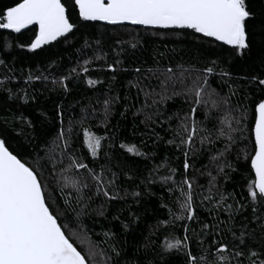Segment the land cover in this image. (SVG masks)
Returning a JSON list of instances; mask_svg holds the SVG:
<instances>
[{"label": "snow or ice", "instance_id": "6c2138e0", "mask_svg": "<svg viewBox=\"0 0 264 264\" xmlns=\"http://www.w3.org/2000/svg\"><path fill=\"white\" fill-rule=\"evenodd\" d=\"M73 3L78 8V21L143 25L155 29H190L193 34L231 46V50L239 55H244L245 50L250 52L255 43V33L249 27L253 12L248 0H73ZM30 25H38L35 39L28 45L33 51L61 37L70 46H74L71 41L80 32L78 22H73L63 0H14L12 6L0 11V29L20 33ZM124 43L117 41L116 45L123 48ZM127 43L132 48L137 47L135 42ZM261 43L264 46V41ZM95 44L99 48L101 41L96 40ZM4 47L10 48L11 44L5 41ZM91 47L89 41L84 39L81 48L76 49L83 62L78 60L77 66L69 69L67 75L54 78L53 85L58 84L67 93L73 77L79 79L82 75L87 76L94 61L106 59V54L101 55L96 51L88 57L84 50ZM120 63L117 60L108 64L107 68L115 74ZM4 64L5 61L0 59V65ZM261 64L264 65V56L261 57ZM50 66L55 67V64ZM135 71L140 73L141 69L136 68ZM148 71L155 75L152 69ZM161 75L163 79L157 76L160 91L150 85L142 87L139 81L133 86L145 96V104L139 111L144 113L142 123L151 133L147 140L155 143L164 139L155 131L157 120L161 125L168 124L172 139L165 142L180 151L183 157L182 171L173 167L168 157H164L160 163L153 164L147 177L140 180L147 187L156 182L153 177H158L161 184L167 187L171 204L169 206L162 203V207L167 209L168 219L152 226L149 235L144 238L142 249H137V252L143 251V259L126 258L125 249L117 247L114 242L110 243L116 240V234L111 230L104 231V238L99 242L89 239L86 254H82L73 243V237L80 239L81 233L89 231L83 223V217L89 215L88 209L94 198L103 197L105 203H108L123 200L128 195L134 199L141 197V192H128L118 183L121 174L133 183L138 178L135 168L127 164V159L141 157L151 160L155 156V153L141 150L147 140L142 141L140 146L121 142L119 148L124 151L116 157L104 150L105 142L111 147V142L119 131L116 127L109 129L113 106L119 100L118 96H111L96 101L101 106L99 118L95 107L89 106L81 110L79 120L70 119L65 127L63 112L58 111L60 127L55 138L43 148V155L37 153L31 161L21 153L19 144L13 147L15 129L9 127L7 121L0 124V264H168V258L177 254H182L183 264H264V232L256 239L255 229H249L247 225L239 235L228 227L245 205L233 208L231 204H227L228 198L235 201L233 193L228 196L219 193V199L216 198L219 192L217 178L223 176L227 179L229 173L239 170L229 157L234 156L237 162L249 161L250 171H254L255 178L247 184L248 202L253 206V220L259 228L264 229V220L255 214L257 207L264 206V78H261L264 70L242 78L249 85L255 86V93L249 94L246 91L245 103L237 101L235 105L232 98L237 95L236 88L229 85L228 93L221 95L211 85V77L219 76L222 81L231 78V73L220 66L219 60H209L199 69L195 66L185 68L183 65H177L175 70L169 67ZM32 79L33 76L29 73L28 80ZM112 79L115 80V75ZM5 80L10 81L11 77H5ZM84 82L91 88L102 83L91 78ZM177 82L182 90H173L169 95V84L174 89ZM4 83L5 81H0V88L9 93V99L18 95L11 89L4 88ZM173 96H185L191 105L183 116L173 113L178 120L176 127L170 124L173 116L161 120L163 113L154 107L166 104ZM23 99L25 103L28 102L26 91ZM149 99L151 105L148 103ZM250 107L254 114L252 129L248 128ZM148 108L153 110L146 111ZM198 109L203 110L205 121L217 122L211 128L204 127V121L196 118ZM213 110L217 112L216 116L209 115ZM219 114H223L222 119ZM16 119L29 128L32 127L31 121L23 116L13 117V121ZM97 119L104 128L105 135H98L92 130L90 121ZM246 132H249L248 136L245 135ZM19 135H23V132ZM252 135L254 154L247 149ZM218 142L222 147H216ZM76 143L80 147L74 146ZM241 144L244 146L241 147ZM82 148L90 154L89 162H85ZM205 152L209 153L208 164L203 165L206 171L202 172L196 168V160ZM101 158L107 162L100 164ZM210 167L215 169V176L211 170H207ZM113 168L117 170L113 171ZM162 169L167 172L166 175H159ZM193 171L209 177L208 195L201 194V206L204 201H214L213 207L227 212L229 216L228 221L211 226L203 225L201 232L207 237L210 234L216 235L222 225L227 227L233 241H238L232 248L217 240L205 246V240L193 229L192 236L196 237L195 251L198 253L193 254L192 237L188 234L187 223L183 225L182 235L171 230L177 222H189L197 218L194 192L201 186L197 184L195 176L189 175ZM53 182L58 185V189L53 187ZM57 190L59 196H54L53 193ZM121 191L124 196H121ZM147 194L154 195L151 192ZM96 211L103 216L104 205H100ZM69 213L74 214V228L68 227ZM130 215L131 222H122L124 229L139 220L135 213ZM113 219L119 220V216ZM84 242L81 239V243ZM213 248L214 257L209 261L206 257ZM244 248H247L246 252Z\"/></svg>", "mask_w": 264, "mask_h": 264}, {"label": "trees", "instance_id": "16d2710c", "mask_svg": "<svg viewBox=\"0 0 264 264\" xmlns=\"http://www.w3.org/2000/svg\"><path fill=\"white\" fill-rule=\"evenodd\" d=\"M69 11L73 22H78L80 32L76 33L70 46L65 42V38L61 37L57 41H52L49 44L43 45L40 49L31 50L28 45L35 39L38 32V26L32 27L21 33L9 32L0 29V59L5 61L4 65H0V81H5L4 88L11 89L13 93H17L14 98L9 99V93L3 88H0V124L4 121L8 122V126L15 129L13 133L16 139L13 140V147L19 144L21 153L31 161L33 157L39 153L43 155V148L47 146L56 136L60 127V120L57 115L58 111L63 112L65 127L68 121L79 120L81 110L95 107L99 118L101 106L96 101L103 100L106 97L118 96L119 100L113 106V115L110 120L109 129L116 127L119 131L115 138L109 143L105 142V151L116 157L123 153L124 150L119 148L121 142L133 143L140 146L142 141L147 140V136L151 135L145 128L144 113L139 109L145 104L144 93L133 86L136 82H140L141 86H152L157 91H160L158 86L157 76L163 79L161 73L166 68L176 69L177 65H183L185 68L195 66L202 68L209 60H219L220 66L231 73V78L222 81L219 76L210 78L213 88L221 95H226L229 91V85L237 89V95L232 98L233 105L245 103V92L249 94L255 93V86L249 85L243 77H250L254 73H259L264 70V65L261 64V57L264 56V0H248L249 6L253 12V18L249 21V27L255 33V43L250 52L245 50L244 55H239L231 50V46L223 45L221 42H213L211 38H204L200 34H193L190 29H155L147 26H130V25H111L102 21H78V8H75L73 0H63ZM14 0H0V11L6 7L12 6ZM83 33V36H81ZM87 39L92 45L90 49H85L87 56L91 57L93 51L104 55L106 59L94 61L90 66V71L87 76L82 75L81 78H72L69 84L70 91L65 93L60 86L53 85L54 78H60L67 75L69 69L77 66V61L83 62L81 56L76 52V49L81 48L83 40ZM100 40L101 44L97 48L95 41ZM11 44V47H4V43ZM79 41V42H77ZM117 41L125 42L123 48L116 45ZM127 42L137 43L136 48L129 46ZM23 45V47H20ZM119 53V55H117ZM117 60L121 61L118 66V71L113 74L108 70L107 65L113 64ZM55 64V67L50 65ZM140 68V73L135 71ZM152 69L155 72H149ZM157 69L159 71H157ZM79 70V69H78ZM29 73L33 76L31 81L28 80ZM115 75V80L112 76ZM5 77H11L10 81H6ZM35 77H42L36 79ZM43 77H47L44 79ZM88 78L97 79L102 83L97 84L95 88L89 87L84 81ZM261 78H264L262 76ZM132 82V83H130ZM181 91L182 86L177 82L175 88L169 84V95L172 91ZM24 91L27 92L28 102L23 99ZM34 98V99H33ZM158 99V98H157ZM151 105V99L148 101ZM158 108L163 115L161 120L167 119L168 116H173V113H179L183 116L191 107L188 103V98L185 96H173L166 104H158L154 106ZM152 111V108L145 109ZM123 113V115H121ZM210 116H216L217 112L213 110ZM223 118V114H219ZM23 116L30 120L32 127L29 128L19 119L13 121V117ZM198 120L204 121L203 126L211 128L215 120H204L202 109H198ZM92 130L98 135H105V130L99 125L98 119L90 121ZM172 127H176L178 120L173 116L170 122ZM155 131L159 133L163 140H147L142 151L155 153L153 159H145L141 157H130L127 159V164L135 168V175L138 177L134 183L127 181L121 174L118 183L121 188H126L128 192L139 191L141 197L134 199L132 196H125L123 200L111 201L105 203L103 197L94 198L91 202L88 212L89 215L83 217V223L89 230L86 234L81 233L80 239L73 237V243L78 247L82 254L87 252V241L90 239L93 242L103 240V232L111 230L116 234V240L110 243H116L117 247L126 250V258L140 257L143 259V251L137 252L138 248L142 249L144 238L149 235L152 226L158 221L168 219L167 209L162 207L163 204H170L167 187L163 186L158 177H153L155 183H150L147 187L140 183V180L148 176L149 170L154 163H160L164 157H168L173 167H178L182 171L181 161L183 157L180 151L174 145H169L165 141L172 139V133L168 131V124L161 125L159 120L154 125ZM248 128H254V114L250 107L248 115ZM79 131V129H77ZM23 132V135L19 133ZM141 134H145L142 136ZM246 136L249 132L245 133ZM82 139V136L80 137ZM254 135L247 144L249 153L253 151ZM74 146L80 147L79 143ZM244 145L241 144V147ZM217 148L222 147L219 142ZM85 154V162L91 160L90 154H87L85 149H81ZM214 154V152L212 153ZM209 153L205 152L199 159L196 160V168L202 172L206 171L203 165L208 164ZM179 158V159H177ZM229 159L239 169L237 172H231L228 178L223 176L217 178V188L219 192L216 198L219 199V193L228 196L229 193L235 195V201L232 198L227 199V204H231L233 208L238 205H245L244 209L234 216L233 222L228 225L232 231L240 234L242 228L247 225L249 229H255L256 239L260 238L264 229L259 228L256 221L253 220V206L248 202L247 184L255 178L254 171H250V162L241 160L237 162L235 157ZM103 158L99 160L100 164L106 163ZM115 159L113 163H115ZM192 163V161H189ZM91 166V165H90ZM117 169L113 168V171ZM207 170L212 171V175H216L213 167ZM165 170H161L159 175H166ZM190 176H195L197 184L201 187L196 188L194 196L197 204V218L189 222H177L174 229L177 235L183 234V225L187 223L189 236L192 237L193 254H198L195 251L196 237L192 236V230L200 235L205 240V246L217 240L222 244H227L232 248L238 241H233L231 233L227 227H220L216 235H208L204 237L201 232L203 225H213L221 221H228L227 212L218 211L213 207L214 201H204L201 206V194L208 195L207 175H200L197 172H190ZM179 179V176L177 177ZM139 185V187H137ZM53 187L58 189V185L53 182ZM195 187V186H194ZM215 191V190H214ZM151 192L154 195H148ZM54 196H59V191L53 193ZM75 196V193H73ZM121 196H124L121 191ZM163 197V201H161ZM104 205V215L100 216L97 211L100 205ZM211 210V211H209ZM130 213H135L139 217L138 222L134 223L128 229L122 227L123 223L131 222L132 216ZM264 220V206L257 207L256 213ZM68 227L74 228V214L69 213ZM119 216V220L113 217ZM218 217V219H217ZM169 229H162L167 231ZM95 233V234H93ZM159 235V233H157ZM81 239L84 243H81ZM245 252L247 248L243 249ZM215 249L207 255V259L211 261L214 257ZM151 255V253H149ZM168 264H183L182 254L170 256Z\"/></svg>", "mask_w": 264, "mask_h": 264}, {"label": "water", "instance_id": "95a60500", "mask_svg": "<svg viewBox=\"0 0 264 264\" xmlns=\"http://www.w3.org/2000/svg\"><path fill=\"white\" fill-rule=\"evenodd\" d=\"M123 25H130V26H143V25H132V24H123ZM35 26H38V25H30L28 28H26V29H22L21 32L27 31V30H29L30 28L35 27ZM1 30H3V29H1ZM6 31L12 32L11 30H6ZM21 32H20V33H21Z\"/></svg>", "mask_w": 264, "mask_h": 264}]
</instances>
